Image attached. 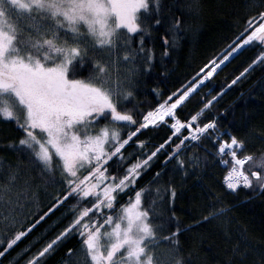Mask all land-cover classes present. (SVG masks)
<instances>
[{
  "label": "snow or ice",
  "instance_id": "1",
  "mask_svg": "<svg viewBox=\"0 0 264 264\" xmlns=\"http://www.w3.org/2000/svg\"><path fill=\"white\" fill-rule=\"evenodd\" d=\"M160 6V0H152V7L149 0H0V118L13 120L23 132L13 146L39 162L54 184L58 172L62 185L51 194L46 210L37 205L34 212L25 213L31 186L25 181L24 202L19 193L14 199L9 193L18 169L9 171L7 182L0 184V257L72 198L71 220L31 252L25 264H42L46 254L72 233L79 235L83 249L77 264H160L154 252L156 241H169L181 229L161 237L163 224L154 208L145 204L146 189L136 184L165 145L174 149L165 160L177 158L182 166L180 151L185 142L204 136L213 141L215 154L226 167L227 189L264 190V152H247L245 140L230 130L220 131L215 118L200 120L230 85L216 95L209 93L210 98L202 100V107L188 118L177 115L178 106L234 53L256 44L264 49V9L248 17L226 54L209 59L192 81L175 92L158 93L163 98L154 107L134 113L122 104L133 93L122 89L120 65H134L142 54L150 67L155 54L145 51L142 33L161 23L159 15H151ZM180 24L178 18L173 20L175 29ZM133 34L139 37L136 47ZM163 40L167 44L168 37ZM86 57L90 69L79 76ZM258 63L264 64V50L230 84ZM134 71L127 68L125 79ZM121 122L133 130L122 135L120 128L113 127ZM160 124L168 125L171 135L149 149L137 134ZM130 142L142 150L141 155L125 154ZM165 191L175 198L174 187ZM121 196L125 202L118 199ZM45 235L46 230L34 237L25 251ZM68 254L75 255L71 248Z\"/></svg>",
  "mask_w": 264,
  "mask_h": 264
},
{
  "label": "trees",
  "instance_id": "2",
  "mask_svg": "<svg viewBox=\"0 0 264 264\" xmlns=\"http://www.w3.org/2000/svg\"><path fill=\"white\" fill-rule=\"evenodd\" d=\"M160 5L158 10L153 8L151 15L153 18L159 15L161 23L153 24L148 32L142 33L144 49L146 52L153 50L154 59L149 67L142 54L136 57L142 68L138 89L135 96L122 101L123 106L134 113L154 107L163 98L158 93L166 96L175 92L181 84L192 81L209 59L226 54L245 28L248 17L264 9L262 0H160ZM176 18L181 21L178 30L173 27ZM164 36L168 37L167 44ZM138 43L139 37L134 34L132 46L136 47ZM261 50L264 49L256 44L231 57L178 107L177 115L181 119L188 118L202 107V100L230 85L203 112L201 122L215 118L220 131L230 130L245 140L247 152H264V64L254 65L236 84H230ZM89 69L87 64L77 75L86 76ZM113 127L120 128L122 135L133 130L124 127L123 122ZM22 135L14 121L0 119V163L8 169H18L17 177L22 189L27 181L31 186L29 194L35 193V199L26 205L25 213L29 209L34 212L37 205L46 210L51 194L62 187L59 173L54 184L51 174L39 162L26 151L13 146ZM137 135L139 139L146 140L147 147L151 149L163 143L171 135V130L168 125L160 124L141 130ZM172 151L174 149L165 145L136 184L137 188L146 189L145 204L154 208L158 222L163 224L159 235L166 236L176 227L181 229L171 240L158 241L174 249L181 264H264V190L241 187L235 193L229 191L223 181L226 167L219 162L213 141L204 136L199 141L189 139L185 142L180 151V158L185 162L182 166L177 158L165 160L167 153ZM128 153L141 155L142 150L130 142V146H126L125 154ZM169 186L175 188V198L165 191ZM157 188L161 189L158 194ZM132 194L127 192V196ZM20 199L24 202L23 193ZM118 199L126 201L125 196ZM73 203L75 201L69 198L62 208L22 238L10 254H5L0 264H10V257L22 253L29 241L41 232L46 230V235L39 243H33L31 250L66 226L72 218L70 206ZM69 248L74 253L82 248L78 234L72 233L59 242L42 264L68 260Z\"/></svg>",
  "mask_w": 264,
  "mask_h": 264
},
{
  "label": "rangeland",
  "instance_id": "3",
  "mask_svg": "<svg viewBox=\"0 0 264 264\" xmlns=\"http://www.w3.org/2000/svg\"><path fill=\"white\" fill-rule=\"evenodd\" d=\"M149 3H150V0H149ZM63 34L64 33L62 32L61 35H63ZM97 55L99 56L100 54H97ZM87 64L90 65L89 64V58L86 57L85 58V64H84V66L87 65ZM130 67H134L135 71L130 76H128L127 79H125V75H127L126 69L127 68H130ZM120 71L122 73V76H121V86H122V89L123 90H126V91H131L133 93L132 96H135V94L137 92V89H138V76L140 75L139 73H141V71H142L141 66L138 65L137 61H135V64L134 65L131 64V63H129V64H123L122 63L120 65ZM77 72H82V70H78ZM0 119H3V118H0ZM4 120H6V119H4ZM11 170H13V169L12 168H9L8 169V167L4 163H0V184H3V183H6L7 182V176H8L9 171H11ZM229 191H232V190H229ZM237 191H238V189H237ZM17 193H19L20 196L23 193L22 192V184L19 182L18 177H17V180L15 182V185L12 187L11 192L9 193V195H11L15 199ZM29 196L31 197V199L25 202L26 205H28L32 200L35 199V195L32 196V194H29ZM70 235H68L67 237H69ZM18 243L16 245H18ZM16 245H14V246H16ZM12 249H10L6 253V255L10 254V252L12 251ZM35 250H31V249L30 250L28 249V251H25L24 250V251H22V253L18 254L15 257H12L11 256L10 259L8 260V262H10V264H25V261L28 258L29 254L31 252L35 251ZM52 251L50 253L46 254V256H48L49 254H51ZM154 252H155L156 258L160 261V264H175V260L178 259L177 254H176V251L174 249H172L170 246L168 247L167 245L161 243L158 240L156 241V246H155ZM2 257H0V260H1ZM44 258H43V260H44ZM82 258H83V249L80 248L75 253L74 256H71V257H69L68 260L63 261V262H60L58 264H77L78 260H81Z\"/></svg>",
  "mask_w": 264,
  "mask_h": 264
},
{
  "label": "water",
  "instance_id": "4",
  "mask_svg": "<svg viewBox=\"0 0 264 264\" xmlns=\"http://www.w3.org/2000/svg\"><path fill=\"white\" fill-rule=\"evenodd\" d=\"M244 48H245V47H243V49H244ZM240 51H241V50H238L237 53H239ZM237 53H234L233 56L236 55ZM233 56H232V57H233ZM229 59H231V57H229ZM228 61H229V60H228ZM226 62H227V61H226ZM226 62H225V63H226ZM224 65H225V64H224ZM224 65H222L221 67H223ZM219 69H220V68H219ZM219 69H218V70H219ZM218 70H217V71H218ZM217 71H216V72H217ZM214 74H215V73H214ZM205 83H206V82H205ZM205 83H204V84H205ZM204 84H203V85H204ZM200 87H201V86H199L197 89H199ZM195 91H196V90H195ZM195 91H194V92H195ZM194 92H193V93H194ZM190 95H191V94H190ZM187 99H188V98H187ZM187 99H186V100H187ZM183 103H184V102H183ZM183 103H182V104H183ZM178 107H179V106H178ZM236 191H237V190H236ZM236 191H231V192L235 193Z\"/></svg>",
  "mask_w": 264,
  "mask_h": 264
},
{
  "label": "bare ground",
  "instance_id": "5",
  "mask_svg": "<svg viewBox=\"0 0 264 264\" xmlns=\"http://www.w3.org/2000/svg\"><path fill=\"white\" fill-rule=\"evenodd\" d=\"M199 87V86H198Z\"/></svg>",
  "mask_w": 264,
  "mask_h": 264
}]
</instances>
